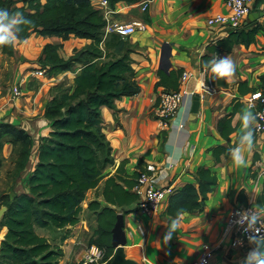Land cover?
<instances>
[{
  "label": "crops",
  "instance_id": "1",
  "mask_svg": "<svg viewBox=\"0 0 264 264\" xmlns=\"http://www.w3.org/2000/svg\"><path fill=\"white\" fill-rule=\"evenodd\" d=\"M101 1L91 0L93 6L103 13L106 25L113 21L127 23L132 20H142L145 24L144 29L128 37L135 49L130 58L140 92L132 97L115 99L116 112L105 105L100 107L104 132L112 148L113 164L105 168L104 178L97 188L86 193L78 223L63 229H48V234H42L62 250L57 264H80L84 248L94 238L96 228L95 214L88 209V204L96 199L102 206L106 205L101 196L104 180L115 174L121 163L127 175L152 164L156 167L154 174L150 172L155 186L172 185L175 190L187 183L195 184V172L199 167L209 168L218 178L203 210L182 214L178 219L179 226L167 242H163V236L167 223L174 219L166 214L169 196L156 214L137 210L124 215L126 258L137 264H193L204 249H210L212 256L209 264H242L251 247L231 249L227 240L222 238V231L233 208L245 206V203L259 206L257 198L264 196V132L254 131L252 148L245 152L246 167H236L224 155L216 162L211 149L217 145L228 147L227 141L217 132L218 120L230 114L238 101L242 103L240 112L246 111L245 100L252 92L262 91L263 0H252L250 12L239 28L254 30V42L247 47L235 44L230 51L216 54L210 52V46L226 37L228 32L225 27L209 26L207 19L217 13L230 12L225 0H149L144 12L140 10L143 0L135 3L120 0L107 8L101 6ZM108 9L111 13L106 15ZM244 24L249 26L244 27ZM46 43L61 45L59 54L67 59L90 41L75 37L63 41L58 36L34 33L16 46L11 80L4 85L0 79V119L25 129L32 138L28 163L18 178L19 185L14 188L16 193L27 192L28 175L36 159L40 138L50 132L43 114L46 103L54 95L53 86L65 80L66 85L72 86L73 78L81 69V64L75 63L71 70L59 74L27 77L39 67ZM204 56L210 57L211 61L227 56L233 61V74L221 78L227 85L218 83V77L211 72L210 63L204 62ZM1 67L0 52V78ZM171 69H183L190 73V78L180 86L186 93L183 102L186 97L191 99L194 92L202 93L196 117H189L182 131L172 126L175 116L166 128L160 125L156 116L158 95L164 90L162 86H155L159 80L158 71ZM22 76L26 80L19 83ZM208 76H213L216 91L203 93L202 83H206ZM239 83L244 84L241 90L251 88L255 91L240 93ZM16 87L21 89L22 95L14 101L12 92ZM239 116L236 113L232 118L235 131L230 135V144L241 130ZM11 150L10 143L4 144L2 156L6 158Z\"/></svg>",
  "mask_w": 264,
  "mask_h": 264
},
{
  "label": "trees",
  "instance_id": "2",
  "mask_svg": "<svg viewBox=\"0 0 264 264\" xmlns=\"http://www.w3.org/2000/svg\"><path fill=\"white\" fill-rule=\"evenodd\" d=\"M107 1L113 6L120 0ZM125 1L135 3L138 0ZM0 8L20 12L32 22L23 27L12 45L0 46L4 85L11 80L16 46L30 35L58 36L63 41L70 37L90 41L67 59L59 54L61 45L44 44L39 67L45 68L46 75L71 70L75 63L81 64V69L73 78L72 86L64 82L53 86L54 95L46 103L43 114L50 132L40 138L36 159L28 175L27 192L0 193V209L6 208L0 218V264H57L62 250L38 234L36 228L63 229L78 223L86 193L97 188L104 178L105 168L113 164L100 107L105 105L116 112L115 99L132 97L140 92L130 58L135 49L128 38L115 33L106 35V20L91 0H0ZM227 32L226 37L210 46V52L230 51L235 44L247 47L254 42V30ZM203 60L209 63L211 58L204 56ZM182 71L159 70L155 86H162L165 91H177ZM260 80L264 94V75ZM206 83L213 86V76L206 77ZM218 83L227 85L219 77ZM243 85H238L240 93L255 91L251 88L243 91ZM241 107L239 101L234 103L232 112L217 122V132L227 141L228 147L230 135L235 131L232 118L236 113L241 114ZM6 143L12 145L15 155L11 173L15 180L28 163L32 138L25 129L0 119V152ZM228 147L217 145L211 149L216 162L221 155L226 157ZM2 162L0 155V167ZM139 171L127 175L121 163L115 174L104 180L101 196L106 205L102 206L96 199L88 204L96 218L94 238L90 243L105 249L104 264L111 263L114 253L111 230L116 215L138 210L139 196L133 188ZM195 180V184H184L169 195L168 216L179 219L184 213L203 210L218 178L209 168L199 167ZM257 204L264 205L263 195L257 198Z\"/></svg>",
  "mask_w": 264,
  "mask_h": 264
},
{
  "label": "built area",
  "instance_id": "3",
  "mask_svg": "<svg viewBox=\"0 0 264 264\" xmlns=\"http://www.w3.org/2000/svg\"><path fill=\"white\" fill-rule=\"evenodd\" d=\"M149 0H143L140 3V10L144 12L148 7ZM252 0H225L227 7L229 8L228 14L217 13L207 19L209 26L225 27L227 30H237L240 28L242 21L246 15L250 12V5ZM101 6L104 8L109 7L107 0L101 1ZM261 11L264 15V0L261 4ZM111 11L106 12V15ZM145 28V24L142 20H132L130 22H117L113 21L106 25L105 33H115L121 38H128L132 34L136 33ZM46 75L45 68H35L32 70L29 76L40 78ZM190 78V73L186 70L182 71L180 75V85L177 91H161L158 95V104L156 108V116L160 125L163 128L168 127L171 119L175 116L179 110L183 98L186 95L181 90L180 86L186 83ZM26 77L22 76L19 83H24ZM202 91L214 92L215 87L205 82L202 83ZM257 94L259 97L257 98ZM22 95L21 89L18 87L14 88L12 92V100H16ZM253 105V111L257 113L258 119L255 124V131L264 132V94L262 91L254 92L245 100V105L248 108L249 105ZM1 118V109H0ZM156 167L152 164H146L144 170L139 171V176L136 181V185L133 191L139 196L138 211L152 215L160 211L162 204L165 202L167 197L174 192L172 185L166 187H157L153 183V177L150 172L154 174ZM253 208H259L264 211V206H236L233 208L231 213L226 219L222 238L227 240L231 249H245L252 247L248 242V237L254 235V233L245 231L246 221H242V214H246ZM105 249L96 246L95 244L89 243L85 248L80 261V264H104ZM212 256L210 249H204L198 259L193 264H209Z\"/></svg>",
  "mask_w": 264,
  "mask_h": 264
},
{
  "label": "clouds",
  "instance_id": "4",
  "mask_svg": "<svg viewBox=\"0 0 264 264\" xmlns=\"http://www.w3.org/2000/svg\"><path fill=\"white\" fill-rule=\"evenodd\" d=\"M28 20L20 12H10L8 9L0 8V46H10L18 38L24 26L30 25ZM214 77L224 78L231 76L234 72L233 61L224 56L215 58L209 62ZM259 94H257V98ZM191 99L186 97L183 106L177 111L172 126L177 131H182L186 120L192 115ZM258 119L257 113L253 111V105H249L246 111L239 116L240 131L236 139L227 149L226 156L236 167H246L247 160L245 152L250 151L253 145L255 124ZM242 221H246L245 231L251 230L254 235L248 237L252 247L243 257L242 264H264V211L253 208L248 213L242 214ZM179 226L178 218L167 223V231L163 236V242L169 241Z\"/></svg>",
  "mask_w": 264,
  "mask_h": 264
},
{
  "label": "water",
  "instance_id": "5",
  "mask_svg": "<svg viewBox=\"0 0 264 264\" xmlns=\"http://www.w3.org/2000/svg\"><path fill=\"white\" fill-rule=\"evenodd\" d=\"M244 27L249 26V24H244ZM241 30V29H239ZM164 57V55H163ZM202 94L199 92H194L191 98V113L190 119H194L198 112L200 106V99ZM6 210L5 207L0 209V215ZM111 245L114 249L113 256L111 258V264H137L136 261L126 258L124 253V247L127 244L126 234L124 230V214L118 213L116 215V220L111 230Z\"/></svg>",
  "mask_w": 264,
  "mask_h": 264
},
{
  "label": "rangeland",
  "instance_id": "6",
  "mask_svg": "<svg viewBox=\"0 0 264 264\" xmlns=\"http://www.w3.org/2000/svg\"><path fill=\"white\" fill-rule=\"evenodd\" d=\"M1 70H2V68H1ZM0 79H1V83H3L2 82V73H1ZM42 80H43V82H45V78H42ZM62 82L67 84V80L62 81ZM57 84H59V83H57ZM199 93H201V92H199ZM169 125H170V123H169ZM0 155L3 158L2 166L0 167V193L3 191H5V192L9 191L10 193L14 194V193H16L14 188L19 185L18 180H20V179H18V178H20V176L17 179L13 180L12 175H11V173L13 172V168H14V159H15L14 157H15V155L12 152V150H11V153L6 158L4 156H2V151L0 152ZM140 170H144V169L142 168ZM85 198H86V196H85ZM0 218H1V215H0ZM47 230L48 229L40 228V227L36 228V231L40 235L48 234ZM49 234H50V232H49ZM50 238H51V236H50Z\"/></svg>",
  "mask_w": 264,
  "mask_h": 264
}]
</instances>
